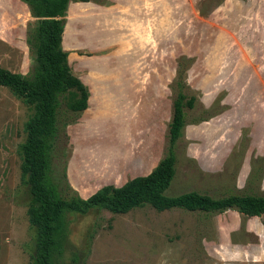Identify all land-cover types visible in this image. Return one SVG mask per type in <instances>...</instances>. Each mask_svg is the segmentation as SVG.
I'll use <instances>...</instances> for the list:
<instances>
[{
	"label": "rangeland",
	"instance_id": "obj_1",
	"mask_svg": "<svg viewBox=\"0 0 264 264\" xmlns=\"http://www.w3.org/2000/svg\"><path fill=\"white\" fill-rule=\"evenodd\" d=\"M94 14L127 31L90 47ZM62 20L68 65L91 97L62 130L72 192L88 197L152 171L182 96L194 101L184 110L166 194L264 195V0L71 1ZM37 22L21 0H0V67L30 75L27 35ZM144 39L147 48L139 47ZM28 116L0 86V264H30L34 252L18 155ZM67 220L58 264H264V215L145 206Z\"/></svg>",
	"mask_w": 264,
	"mask_h": 264
},
{
	"label": "trees",
	"instance_id": "obj_2",
	"mask_svg": "<svg viewBox=\"0 0 264 264\" xmlns=\"http://www.w3.org/2000/svg\"><path fill=\"white\" fill-rule=\"evenodd\" d=\"M21 1L38 20L27 35L33 66L29 76L0 67V86L29 110L18 155L21 183L30 195L28 222L34 231L30 264H58L71 214L86 215L98 209L122 215L149 206L157 212L181 209L213 215L233 210L247 218L264 215V195L236 191L220 196L197 191L166 194L175 176L174 149L185 124L184 110L191 109L194 101L182 96L173 102L165 156L149 174L121 186H104L86 199L72 192L59 146L63 128L88 108L89 92L68 65L62 48V17L69 2L85 0Z\"/></svg>",
	"mask_w": 264,
	"mask_h": 264
},
{
	"label": "flooded vegetation",
	"instance_id": "obj_3",
	"mask_svg": "<svg viewBox=\"0 0 264 264\" xmlns=\"http://www.w3.org/2000/svg\"><path fill=\"white\" fill-rule=\"evenodd\" d=\"M100 14H94L92 16H90L89 18V26L91 28V33H93L92 37H91V44L90 47L94 48L96 45H103L106 43L111 42V38H109L108 34L109 32H114V30L116 29L117 32L119 31H127V29L125 28H119V27H115V28H111L110 21H105L103 20L104 17H99L98 19H96L97 16H99ZM96 20V21H95ZM121 27H124L123 25Z\"/></svg>",
	"mask_w": 264,
	"mask_h": 264
},
{
	"label": "crops",
	"instance_id": "obj_4",
	"mask_svg": "<svg viewBox=\"0 0 264 264\" xmlns=\"http://www.w3.org/2000/svg\"><path fill=\"white\" fill-rule=\"evenodd\" d=\"M141 12H142V10H141ZM143 12H144V11H143ZM139 47H141V48H147V44H146V40H145V39H144L143 41L140 40V46H139ZM124 79H125V78H124ZM126 79H127V78H126ZM82 83H83V82H82ZM127 86H128V84H127V80H126V85H125L126 88H125V90H124V91H125V94H123L124 97H125L124 99H125V100L127 99V100L125 101V103L128 102V97H127L128 95H127V94H128L129 86H128V88H127ZM89 92H90V91H89ZM132 93H133V92H132ZM121 96H122V92H121ZM90 98H91V97L89 96V100H90ZM89 100H88V105H90V104H89ZM150 172H151V171H150ZM150 172H149V173H150ZM149 173L140 174L139 176H145V175H147V174H149ZM93 194H94V193H93ZM90 196H91V195H90ZM88 197H89V196H88ZM88 197H84L83 199H86V198H88Z\"/></svg>",
	"mask_w": 264,
	"mask_h": 264
},
{
	"label": "water",
	"instance_id": "obj_5",
	"mask_svg": "<svg viewBox=\"0 0 264 264\" xmlns=\"http://www.w3.org/2000/svg\"><path fill=\"white\" fill-rule=\"evenodd\" d=\"M63 31H64V28H63ZM63 34V33H62ZM68 62V61H67Z\"/></svg>",
	"mask_w": 264,
	"mask_h": 264
}]
</instances>
